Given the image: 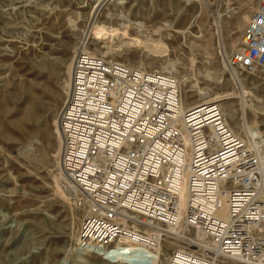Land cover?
<instances>
[{"label": "built area", "instance_id": "1", "mask_svg": "<svg viewBox=\"0 0 264 264\" xmlns=\"http://www.w3.org/2000/svg\"><path fill=\"white\" fill-rule=\"evenodd\" d=\"M240 46L229 66L264 71V0ZM58 124L60 186L85 211L80 248L105 258L129 239L113 258L118 264L148 256L133 252L138 245L164 252L175 241L168 264H264V155L217 103L184 109L174 75L81 51Z\"/></svg>", "mask_w": 264, "mask_h": 264}, {"label": "rangeland", "instance_id": "2", "mask_svg": "<svg viewBox=\"0 0 264 264\" xmlns=\"http://www.w3.org/2000/svg\"><path fill=\"white\" fill-rule=\"evenodd\" d=\"M100 1L0 0V264H114L81 252L85 211L60 186L57 121L70 97L75 56L86 48L128 67L175 66L177 80H187L185 106L203 100L199 89L219 96L230 126L244 125L264 155V71L232 67L235 74L228 62L260 0ZM121 14L132 24L121 28ZM177 246L168 241L160 264ZM125 260L119 264H149Z\"/></svg>", "mask_w": 264, "mask_h": 264}, {"label": "bare ground", "instance_id": "3", "mask_svg": "<svg viewBox=\"0 0 264 264\" xmlns=\"http://www.w3.org/2000/svg\"><path fill=\"white\" fill-rule=\"evenodd\" d=\"M103 1L104 0H101L100 1V3H99V5H101V4H103ZM111 1H113V0H111ZM116 2H117V4L120 6V5H125L126 4V2H127V0H115ZM151 2H153V0H151ZM98 5V6H99ZM97 13V12H96ZM95 13V14H96ZM92 15H94V14H92ZM98 15H99V13H98ZM97 15V16H98ZM96 16V15H95ZM118 17L117 18H119L120 20H122L123 21V23L121 24V28H126L128 25H131L132 24V22H131V20L129 19V17H128V15H124V14H121V15H117ZM94 20V19H93ZM250 21V20H249ZM96 24H98V20H95V22H94V25H96ZM138 26H139V35H141L142 37H144V33H145V30H146V27H145V25L144 24H137ZM166 28L164 29V30H172L173 29V26L172 25H170V24H165L164 25ZM101 28V27H100ZM103 32V31H102ZM95 33H96V36L98 37L99 35H100V30H97V31H95ZM84 50V49H83ZM86 50H87V48H86ZM86 50H84L83 52H86V53H88V54H90L91 52L90 51H86ZM100 49H98V51H99ZM101 53V55H104V53H102V52H100ZM90 55H92V56H94V57H96L95 56V54L93 55V54H90ZM103 57H105V56H103ZM75 59H76V56H75ZM107 61H110V62H114L113 60H107ZM74 63H75V61H74ZM118 63V62H117ZM119 64H122V63H119ZM122 65H124V64H122ZM174 65V64H173ZM130 67V66H129ZM131 68H138V69H141V70H143V71H146V72H152V73H154V71H149V70H146V68L143 66V65H140V66H137V67H132L131 66ZM73 69H74V64H73V68H72V72H71V81H69V87H70V96H71V86H72V77H73ZM177 69V68H176ZM234 69V71L236 72H234L235 74H237V71L235 70V68H232V70ZM156 73H157V71H156ZM158 73H167V74H171V75H174L176 78H177V76H176V70H175V66H173V67H171V66H168V67H166V68H162V70H161V72H158ZM178 73V72H177ZM207 74V73H206ZM212 74V73H211ZM178 75V74H177ZM209 76V75H208ZM208 76H205V77H208ZM212 76V75H211ZM212 79H213V77H212ZM211 80V79H210ZM180 81V80H179ZM178 81V82H179ZM182 83V84H181ZM179 85H180V90H181V86L183 85L184 87L185 86H187V80L185 79V80H183L182 82H179ZM208 90V89H207ZM182 91V90H181ZM206 92V90L205 89H199L198 90V95L200 96L201 95V97H202V101H200V103H196L194 106H191V107H194V109H198V108H201V107H203V106H205V105H207V104H211V103H219V102H221L223 99H221V98H219V96H211V95H209V96H207V97H204L203 95H204V93ZM207 93V92H206ZM205 93V94H206ZM182 94V93H181ZM189 93H187V95H188ZM208 95V94H207ZM187 97V102H189L190 100H193L192 98H193V96H186ZM204 97V98H203ZM70 98V97H69ZM196 98V97H195ZM182 101H183V108L185 109V108H187V106H185V103H184V99H183V95H182ZM221 106V108H222V105H220ZM189 108V107H188ZM225 110H227V109H225ZM228 116L232 119V120H234L235 121V118H234V116H235V113L234 112H232L231 110H230V108H228ZM224 113V112H223ZM225 115V114H224ZM226 117V116H225ZM227 119V118H226ZM228 121V120H227ZM229 123V122H228ZM230 125V124H229ZM234 128V127H233ZM57 130H58V133L60 134V136H61V142H62V144L61 145H63L64 146V142H65V139H64V136H63V134H62V131H61V129H60V127H59V124H58V121H57ZM234 130V129H233ZM235 131V133L239 136V137H241V138H243L246 142H247V144H248V146L251 148V149H253L259 156H260V151H259V148H258V145L254 142V140H253V138H252V136H251V134H250V131L244 126V125H241L239 128H238V130H234ZM60 142V143H61ZM59 152H61V151H59ZM61 155V157H62V154H60ZM260 158V157H259ZM60 166H61V159H60V161H59V168H60ZM60 172V171H59ZM61 175V180L63 179V176H62V173L61 174H59V176ZM219 215L221 216V217H226V215H227V213H226V211H225V209H222L221 211H220V213H219ZM183 231V229H182V227H179V228H177V229H175V230H173L172 232L173 233H176V234H178V233H181ZM197 238H198V240H203L204 241V239L201 237V235H197ZM131 242V240H129V239H126V238H123L122 239V243H118V248H115L114 250H112V251H107V252H104V253H106L107 254V257H105L106 256V254L104 255V260L105 259H113L115 256H117L118 254H122L123 252H122V250L120 249L121 248V245H128V243H130ZM176 243V242H175ZM204 243H205V247H210V244L208 245V243L207 242H205L204 241ZM120 245V246H119ZM135 249H137V250H139V251H141V252H145V253H148V256H149V258L147 257V256H145V257H147V258H142V259H140V261H142L143 263L144 262H148L149 264H160L161 262H160V255H161V253L163 252V251H161V249H159V251L158 252H151V251H149L148 250V248L145 246V245H138L137 246V248H135ZM81 252L82 253H85V254H89L88 252H86L85 250H83L82 248H81ZM114 253V255L112 256V257H109L111 254H113ZM80 255V254H79ZM82 255V254H81ZM103 258V257H102ZM127 258H130V257H126V256H123L122 258H121V262H122V259H124V261H126L125 259H127ZM168 259H169V255L167 256V258H166V262L164 263V264H168ZM135 260H139V259H135ZM148 260H150V262L148 261ZM151 260H153V261H151ZM129 261V260H128ZM141 262V263H142ZM155 262V263H154ZM114 264H117V263H114ZM119 264V263H118ZM231 264H236V263H234V262H231Z\"/></svg>", "mask_w": 264, "mask_h": 264}]
</instances>
